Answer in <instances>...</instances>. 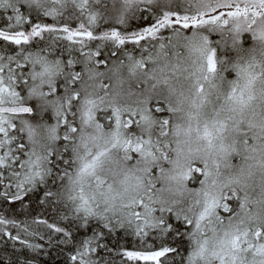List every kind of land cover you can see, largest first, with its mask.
I'll list each match as a JSON object with an SVG mask.
<instances>
[{
	"label": "snow or ice",
	"instance_id": "obj_1",
	"mask_svg": "<svg viewBox=\"0 0 264 264\" xmlns=\"http://www.w3.org/2000/svg\"><path fill=\"white\" fill-rule=\"evenodd\" d=\"M0 264H264V0H0Z\"/></svg>",
	"mask_w": 264,
	"mask_h": 264
}]
</instances>
